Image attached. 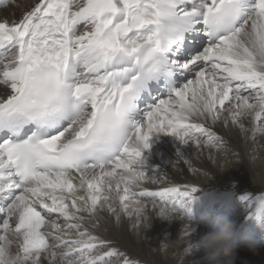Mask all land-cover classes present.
<instances>
[{
	"label": "snow or ice",
	"instance_id": "1",
	"mask_svg": "<svg viewBox=\"0 0 264 264\" xmlns=\"http://www.w3.org/2000/svg\"><path fill=\"white\" fill-rule=\"evenodd\" d=\"M161 85L168 98L148 104ZM0 86V264H112L120 253H100L82 215L112 181L129 214L159 202L187 218L198 199L195 186L135 190L153 137L211 145L193 118L222 110L264 136V0H37L0 20ZM241 199L264 222V194Z\"/></svg>",
	"mask_w": 264,
	"mask_h": 264
},
{
	"label": "bare ground",
	"instance_id": "2",
	"mask_svg": "<svg viewBox=\"0 0 264 264\" xmlns=\"http://www.w3.org/2000/svg\"><path fill=\"white\" fill-rule=\"evenodd\" d=\"M36 2L37 0H12L8 5L0 8V20L17 22L31 10ZM3 90L4 86H0V92ZM7 91L10 92V89ZM193 121L204 124L210 129L215 138L212 144L222 143L221 146L216 145L217 149L213 147L214 145H208L209 143L207 144L204 137H201L204 142L197 146L193 141H190L189 144H182L172 135L158 134L157 137L164 138L167 144H163L164 140L163 142L153 140V137L152 147L146 150L142 157V170L149 173L150 177L142 181L140 186L135 189L136 191L143 188L159 190L169 186H178L183 189L195 185L207 190V184L226 182L229 178L236 176L238 170L235 168V160L244 159L246 173H251L247 163L250 157H257L264 161V136L255 137L253 132L255 123L250 114H245L236 124L231 122L230 113L223 110L218 121L213 122L210 118L203 117H194ZM235 153L239 155L236 156ZM162 173L166 176L165 178L161 177ZM151 177L152 179L149 180ZM157 178H159L158 182L153 183ZM112 184L113 191L106 193L110 199L102 200L95 214L82 213L85 217L84 228L100 239L114 243L113 248L108 245L107 248H102L99 252L116 249L120 256L128 253L127 256H131L134 261H141L145 264H167V259L171 254H177L179 257L189 239V235H185V231L187 230L189 233L192 231L188 223L182 219V215L176 213L169 217L171 222L160 217L161 205L159 202L155 206L151 202H146L142 215L135 213V205L131 206V214L126 213L122 209L118 193L114 190L115 181H112ZM79 194L86 193L82 190ZM203 194L198 192L199 199L192 204V213L197 221L206 214L201 211L204 210L201 208L202 205L210 203V205L214 204L213 207L220 209L227 208L228 203H231V201L223 200L220 196V198L212 197L210 199ZM109 205L114 211H110ZM253 220L248 217L246 222ZM208 231L196 223L192 239L198 241ZM255 235L258 236V233ZM257 251L262 252L261 250ZM123 261L120 263L123 264ZM168 261L172 263V259ZM186 264H210V262L204 259V252L201 249L194 251L193 255L187 258Z\"/></svg>",
	"mask_w": 264,
	"mask_h": 264
},
{
	"label": "clouds",
	"instance_id": "3",
	"mask_svg": "<svg viewBox=\"0 0 264 264\" xmlns=\"http://www.w3.org/2000/svg\"><path fill=\"white\" fill-rule=\"evenodd\" d=\"M262 165H264V161H261L257 157L249 158V168L258 179L264 180V176L257 171ZM175 214L167 211L161 214L160 217L170 221L168 218ZM182 219L188 223L192 231L189 234L186 246L180 254V264H186L187 258L193 255L194 251L201 249L204 252V259L210 262V264H236L237 254L241 247L253 253H256L260 247V240L257 239L253 232H241L237 225L227 217L215 214H208L202 217L201 222L205 223L210 230L198 241L192 239V233L196 230V221L192 213V205L191 216L186 218L182 215ZM258 225L261 232L264 233V222H259Z\"/></svg>",
	"mask_w": 264,
	"mask_h": 264
},
{
	"label": "rangeland",
	"instance_id": "4",
	"mask_svg": "<svg viewBox=\"0 0 264 264\" xmlns=\"http://www.w3.org/2000/svg\"><path fill=\"white\" fill-rule=\"evenodd\" d=\"M153 140H160V142H163V140H164L163 144H165V145L167 144V142L165 141L164 138L161 139L160 137L155 136ZM221 144L222 143H220V144L218 143L216 145L221 146ZM208 145H210V144H208ZM211 145H214L213 147H216L215 143L211 144ZM235 155L238 156L239 154L235 153ZM152 164H154V163H152ZM235 165H236L235 168L238 170V172L235 174L236 176H233L234 178L231 177L226 182H223V181L217 182L214 185L207 184V186H206L208 188L207 190H206V188L199 187L197 185H195V187H197L199 189V192L204 193L203 195L208 196L210 199L212 197H217V198L222 197V199L226 200L227 202L231 201V203H228V205L229 204L230 205L227 207H230L232 209V211H231V213H233L232 218L235 219V223H236L237 227H239L238 223L242 224V223L246 222V219L248 217H252L251 211L254 210L251 206L246 207L245 202L241 198L243 196H245L246 194H253L254 196H259L261 194H264V180L258 179L256 177V175L252 172V170L251 171L249 170V172H251V173H248V172L246 173V171H245L246 170L245 169L246 164L244 162V159H241V160L239 159L238 161L235 160ZM262 166L264 167V165H262ZM262 166H261V168H258L257 171L260 172V174L262 176H264V170H263L264 168ZM196 171H198V170L196 169ZM146 175H148V177H150L149 173H146ZM161 177L165 178L166 176L164 175V173H162ZM150 179H152V177L149 178V180ZM171 183L175 184L174 182H171ZM233 194H235V195H233ZM227 218H229V217H227ZM13 219L14 220L12 221V223L14 225L15 224V218H13ZM249 222L250 221H248L247 223H249ZM196 223H198L199 225H202L204 228L210 230L206 224L201 223L199 220ZM255 225H257V228L259 229V234L264 235V233L261 232V229H260L257 221L254 219L252 222V226H255ZM10 238H13V240L15 241V237H10ZM113 244L114 243L112 241H108V245L110 246V248L114 247V246H112ZM15 246H16V244L14 242L13 248H15ZM240 249H243V247H241ZM258 250H261L262 252L257 251L256 253H253V252H250L248 250H239L238 254H237L236 264H264V241L260 242V247L258 248ZM127 255H128V253L123 254L122 256L119 255L117 257L110 258L112 264H118V263L122 264L120 262L122 260H124V257H125V259H131L134 262V264H145L141 261H138V262L134 261L131 258V256H127ZM121 258H123V259H121ZM169 259L170 260L172 259V263L180 264L181 257L180 256L178 257L177 254H175V255L171 254L167 259V262H168L167 264H172L168 261Z\"/></svg>",
	"mask_w": 264,
	"mask_h": 264
}]
</instances>
